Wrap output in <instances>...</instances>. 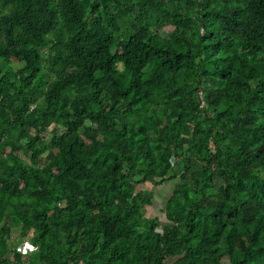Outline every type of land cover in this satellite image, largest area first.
I'll return each instance as SVG.
<instances>
[{
    "label": "trees",
    "instance_id": "16d2710c",
    "mask_svg": "<svg viewBox=\"0 0 264 264\" xmlns=\"http://www.w3.org/2000/svg\"><path fill=\"white\" fill-rule=\"evenodd\" d=\"M27 237L38 264H264V0H0V261Z\"/></svg>",
    "mask_w": 264,
    "mask_h": 264
},
{
    "label": "rangeland",
    "instance_id": "374dc122",
    "mask_svg": "<svg viewBox=\"0 0 264 264\" xmlns=\"http://www.w3.org/2000/svg\"><path fill=\"white\" fill-rule=\"evenodd\" d=\"M168 29V28H167ZM204 30L201 29V32H203ZM164 32H166L164 30ZM16 67L18 66H21L23 63H20V62H15L14 63ZM51 136V133L48 134V137ZM176 171H179V173L181 172V167L179 168L178 166L175 168ZM162 181V177L161 178H158L157 179V184H153V183H147V188H149V190H152L154 192V204L153 206H149L148 207V211H147V214H146V218H154L157 214H159L161 216V225H164L167 220L165 219V206H166V201L168 199V197L171 195V190H172V186L176 183V182H170V183H167V182H161ZM172 185V186H171ZM146 218H144V220L141 221V224L145 225L147 223L146 221ZM161 230V229H160ZM159 230V231H160ZM20 230L15 227L14 228V231L12 233V240H16L17 241V238L20 236ZM31 243L33 245H36L34 244V242L32 241V239L30 237H27L25 238L20 244H16L17 248H19V245H20V248L22 249H27ZM36 247H38L36 245ZM33 256V263L34 264H38V254H32Z\"/></svg>",
    "mask_w": 264,
    "mask_h": 264
},
{
    "label": "crops",
    "instance_id": "0c3cea01",
    "mask_svg": "<svg viewBox=\"0 0 264 264\" xmlns=\"http://www.w3.org/2000/svg\"><path fill=\"white\" fill-rule=\"evenodd\" d=\"M157 215H159V214H157ZM18 250L23 254V263L24 264H34L33 263V256H32V254L34 255V254H37V247H36V245H33L32 243H31V245L27 248V250L25 249H22V248H20V245H19V248H18ZM4 264H10V263H5V262H3Z\"/></svg>",
    "mask_w": 264,
    "mask_h": 264
},
{
    "label": "built area",
    "instance_id": "2783aa9c",
    "mask_svg": "<svg viewBox=\"0 0 264 264\" xmlns=\"http://www.w3.org/2000/svg\"><path fill=\"white\" fill-rule=\"evenodd\" d=\"M25 250V249H24ZM27 250V249H26ZM0 264H4L3 262L0 261Z\"/></svg>",
    "mask_w": 264,
    "mask_h": 264
}]
</instances>
